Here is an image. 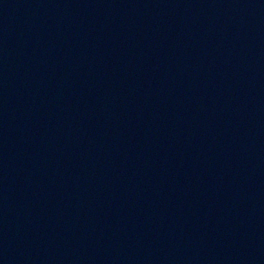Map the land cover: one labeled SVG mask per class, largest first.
<instances>
[{"label":"water","instance_id":"obj_1","mask_svg":"<svg viewBox=\"0 0 264 264\" xmlns=\"http://www.w3.org/2000/svg\"><path fill=\"white\" fill-rule=\"evenodd\" d=\"M0 264H264V0H0Z\"/></svg>","mask_w":264,"mask_h":264}]
</instances>
